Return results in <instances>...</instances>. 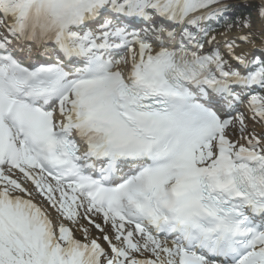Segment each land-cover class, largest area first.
Wrapping results in <instances>:
<instances>
[{"label": "snow or ice", "instance_id": "snow-or-ice-1", "mask_svg": "<svg viewBox=\"0 0 264 264\" xmlns=\"http://www.w3.org/2000/svg\"><path fill=\"white\" fill-rule=\"evenodd\" d=\"M0 264H264V0H0Z\"/></svg>", "mask_w": 264, "mask_h": 264}, {"label": "trees", "instance_id": "trees-1", "mask_svg": "<svg viewBox=\"0 0 264 264\" xmlns=\"http://www.w3.org/2000/svg\"><path fill=\"white\" fill-rule=\"evenodd\" d=\"M239 1H242V0H230V2H232V3H236V2H239Z\"/></svg>", "mask_w": 264, "mask_h": 264}]
</instances>
